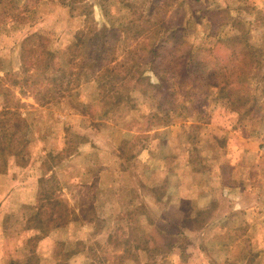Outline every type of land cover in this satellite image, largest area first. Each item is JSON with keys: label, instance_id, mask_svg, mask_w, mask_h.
<instances>
[{"label": "rangeland", "instance_id": "rangeland-1", "mask_svg": "<svg viewBox=\"0 0 264 264\" xmlns=\"http://www.w3.org/2000/svg\"><path fill=\"white\" fill-rule=\"evenodd\" d=\"M0 203L2 264H264V0H0Z\"/></svg>", "mask_w": 264, "mask_h": 264}, {"label": "trees", "instance_id": "trees-1", "mask_svg": "<svg viewBox=\"0 0 264 264\" xmlns=\"http://www.w3.org/2000/svg\"><path fill=\"white\" fill-rule=\"evenodd\" d=\"M97 34H99V33H97ZM97 34H95V35H97ZM84 47H85V44H83L82 45V49H84ZM49 54H51V51H50V53ZM185 54L187 55V56H185ZM194 54L191 52H189L188 50L183 54V56L181 57V61H180V63H179V65H188V67H190L189 69H193V67L192 66H194V65H199L198 63V61H195L194 60V56H193ZM51 59H52V57H51ZM192 72H195V78H201V75H199V72H197V69H195V70H193ZM209 77H211V75H208ZM157 87V86H156ZM138 246H141L140 244H138ZM143 248H146V246L145 245H143Z\"/></svg>", "mask_w": 264, "mask_h": 264}, {"label": "crops", "instance_id": "crops-1", "mask_svg": "<svg viewBox=\"0 0 264 264\" xmlns=\"http://www.w3.org/2000/svg\"><path fill=\"white\" fill-rule=\"evenodd\" d=\"M79 170H80V175H79V177H80V179H82V178H84L85 177V170H86V167H79ZM6 177H7V175H6ZM8 178V177H7ZM20 194H22L23 193V190H21V191H13V192H11V195L10 196H12V195H14V196H16V195H18L19 193ZM3 193H4V191L1 193V196L3 195ZM17 197V196H16ZM20 197H21V195H20ZM1 204V203H0ZM0 234H1V232H0ZM23 235H24V232H23ZM14 237H12V238H10V240L9 241H7L6 239H4L3 241H2V237H0V245H3V247H5V246H7L8 244H14L15 246H17V243L19 242L18 241V239L15 237L16 235H13ZM7 242V243H6ZM17 250V249H16ZM2 261H4V259H3V255H1L0 256V264H2Z\"/></svg>", "mask_w": 264, "mask_h": 264}]
</instances>
